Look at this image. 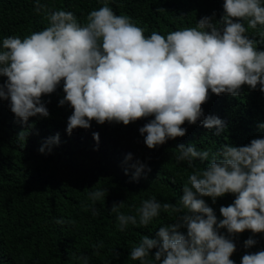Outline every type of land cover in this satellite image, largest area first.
Here are the masks:
<instances>
[{
  "label": "clouds",
  "instance_id": "clouds-1",
  "mask_svg": "<svg viewBox=\"0 0 264 264\" xmlns=\"http://www.w3.org/2000/svg\"><path fill=\"white\" fill-rule=\"evenodd\" d=\"M223 9L219 21L213 13L199 19L194 28L176 30L166 37L153 31L146 37L144 29L130 17L116 15L107 3L91 11L82 26L73 12H49L35 0L34 11L45 12L49 26L23 39H3L0 76L7 80L0 84V99L10 101V111L21 122L37 115L48 117L41 97L53 93L63 80L65 95L59 105L67 102L73 109L66 127L69 135L76 128L88 129L92 120L128 125L154 116L139 129L141 135L146 133L144 143L149 149L183 137L186 129L181 125L185 121L195 124L201 118L209 90L217 96H237L242 85L251 90L259 85L264 93V2L224 0ZM202 124L206 129L215 128L216 135L226 128L215 116L205 117ZM258 127L264 129V124ZM93 139L98 143L99 134L93 133ZM58 142L56 134L39 151L44 153L47 148L51 152ZM177 148V163L186 161L194 168L197 158L209 161L206 170L188 177L178 205L146 199L138 209L139 221L119 212L123 202L110 209L118 213L121 232L129 224L147 227L161 210L180 213L175 223L159 228L156 239L143 236L129 256L140 264H234L230 256L235 244L218 230L226 229L228 234L264 232V138L240 147L222 145L211 158L210 151H198L193 145ZM131 167L135 169L133 180L145 169L139 161ZM226 193L235 194V199L220 207L223 218L218 221L203 197L215 203ZM106 194V189H98L89 198L95 204ZM93 215L98 211L94 209ZM181 228H186V234ZM255 243L252 238L244 242L245 247ZM152 249L156 251L149 259ZM77 259L88 264L87 256ZM241 264H264V251L243 255Z\"/></svg>",
  "mask_w": 264,
  "mask_h": 264
},
{
  "label": "trees",
  "instance_id": "trees-1",
  "mask_svg": "<svg viewBox=\"0 0 264 264\" xmlns=\"http://www.w3.org/2000/svg\"><path fill=\"white\" fill-rule=\"evenodd\" d=\"M47 10L71 11L78 23L86 25L88 14L105 3L116 15H126L144 35L153 31L167 34L194 28L197 21L212 16L219 21L224 15V0H39ZM264 2V0H262ZM35 0H0V46L4 38L21 39L49 26L45 12L34 11ZM219 13V15H218ZM222 26V25H218ZM205 31H210L205 29ZM7 80L0 76V84ZM63 80L51 94L42 95L41 102L48 109V117L39 115L21 122L10 111V101L0 99V264H84L77 259L88 257V264H140L129 254L143 236L156 239L161 226L175 223L180 213L164 212L147 227L131 224L119 231L118 213L110 209L114 203L123 202L119 212L134 215L139 221L138 209L142 202L155 198L161 203L179 204L182 187L194 171L206 170L209 161L177 163L178 145H193L198 151L215 153L222 145L245 146L252 139L264 138V93L242 85L239 95L212 94L202 104L203 115L195 124L187 121L183 137L168 139L162 145L149 149L139 129L154 116L137 119L128 125L105 121H90L88 129L76 128L69 135L67 121L73 109L63 99ZM208 116L220 118L226 128L219 135L216 129H206L202 120ZM99 134V141L93 139ZM59 134L58 144L51 152L39 149L45 142ZM131 159L126 160L128 154ZM137 161L145 165L138 179L133 180ZM147 169H150L148 171ZM127 170V174L125 172ZM106 189L104 200L95 202L89 193ZM214 210L217 220L221 206L234 202L235 194L226 193L213 203L203 197ZM98 215H93V210ZM57 219L66 221L56 224ZM74 221V223H68ZM186 234V228H181ZM219 234L232 240L235 251L230 256L234 264H241L245 254L264 251V232ZM252 238L256 243L245 247ZM103 244L97 248L95 245ZM156 249L150 250V258ZM119 253L116 257L114 254ZM159 264V262H156Z\"/></svg>",
  "mask_w": 264,
  "mask_h": 264
}]
</instances>
